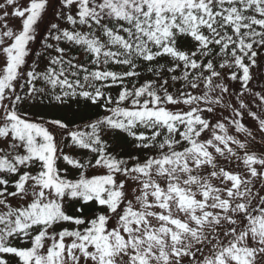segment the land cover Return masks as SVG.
Segmentation results:
<instances>
[{
  "label": "snow or ice",
  "instance_id": "6c2138e0",
  "mask_svg": "<svg viewBox=\"0 0 264 264\" xmlns=\"http://www.w3.org/2000/svg\"><path fill=\"white\" fill-rule=\"evenodd\" d=\"M0 264H264V0H0Z\"/></svg>",
  "mask_w": 264,
  "mask_h": 264
}]
</instances>
